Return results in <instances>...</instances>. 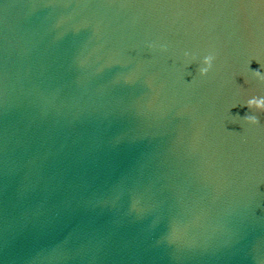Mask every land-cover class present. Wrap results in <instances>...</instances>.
<instances>
[{
	"label": "water",
	"instance_id": "obj_1",
	"mask_svg": "<svg viewBox=\"0 0 264 264\" xmlns=\"http://www.w3.org/2000/svg\"><path fill=\"white\" fill-rule=\"evenodd\" d=\"M254 71L264 0H0V264H264Z\"/></svg>",
	"mask_w": 264,
	"mask_h": 264
},
{
	"label": "clouds",
	"instance_id": "obj_2",
	"mask_svg": "<svg viewBox=\"0 0 264 264\" xmlns=\"http://www.w3.org/2000/svg\"><path fill=\"white\" fill-rule=\"evenodd\" d=\"M212 61H213L212 56H207L204 58V60H203L204 66L199 69L200 76H206L208 74V71L210 70V68L212 66ZM253 74L257 78L264 80V76H262L260 71H254ZM246 106L250 110L254 109V110H257L260 112H264V98H255L254 97L252 99H249L246 103ZM243 119L246 123H249V124H257L259 122L257 117H255V116H247L246 115L243 117Z\"/></svg>",
	"mask_w": 264,
	"mask_h": 264
}]
</instances>
